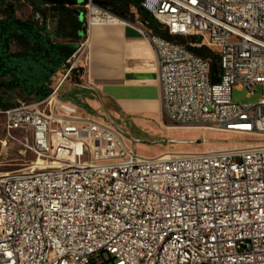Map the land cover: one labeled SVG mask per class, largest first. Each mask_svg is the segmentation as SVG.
Listing matches in <instances>:
<instances>
[{"label":"built area","instance_id":"obj_1","mask_svg":"<svg viewBox=\"0 0 264 264\" xmlns=\"http://www.w3.org/2000/svg\"><path fill=\"white\" fill-rule=\"evenodd\" d=\"M167 36L155 54L161 112L170 124L254 144L201 153L138 155L116 128L79 118L58 100L77 52L46 98L0 112L26 132L35 161L0 174V264H264V0H143ZM83 27L117 17L95 0ZM217 55L218 81L209 60ZM256 104L232 101V90Z\"/></svg>","mask_w":264,"mask_h":264},{"label":"crops","instance_id":"obj_2","mask_svg":"<svg viewBox=\"0 0 264 264\" xmlns=\"http://www.w3.org/2000/svg\"><path fill=\"white\" fill-rule=\"evenodd\" d=\"M150 28L157 27L149 26L132 7L116 22L87 28L75 50L79 74L71 73L61 84L59 102L76 117L114 128L132 118H156L163 136H169L163 126L156 57L145 34ZM64 72L65 68L61 76Z\"/></svg>","mask_w":264,"mask_h":264},{"label":"trees","instance_id":"obj_3","mask_svg":"<svg viewBox=\"0 0 264 264\" xmlns=\"http://www.w3.org/2000/svg\"><path fill=\"white\" fill-rule=\"evenodd\" d=\"M28 1L32 14L27 19H20L16 16L17 6L12 0H0V112L16 107V96L28 100L25 103L46 98L53 88L48 83L49 74L58 66L67 67L66 59L75 52L80 35L85 36L83 24L65 6L49 5L44 0ZM110 1L118 7L126 4L128 10L134 8L149 26L160 27L141 8L143 0H101L99 3L108 10L105 5L109 6ZM127 9L124 12H109L119 17L128 13ZM50 21L54 24H50ZM157 28L150 29L164 39L172 38ZM187 39L192 43L198 41L194 37ZM188 49L209 60L211 81L217 82V55L204 46ZM73 73L79 74V70Z\"/></svg>","mask_w":264,"mask_h":264},{"label":"rangeland","instance_id":"obj_4","mask_svg":"<svg viewBox=\"0 0 264 264\" xmlns=\"http://www.w3.org/2000/svg\"><path fill=\"white\" fill-rule=\"evenodd\" d=\"M17 6L16 16L20 19H27L31 16L32 10L28 0H12ZM100 2L101 0H96ZM111 2V1H110ZM127 5L116 6L110 3L108 11L124 12ZM72 10L71 7H66ZM78 10L82 11L77 7ZM129 12V10L127 9ZM50 24H54L50 21ZM161 32L162 29H161ZM178 44L189 42L170 38ZM186 41V42H185ZM216 53L214 50H211ZM63 68V67H62ZM62 68H54L49 74V85L55 86L61 77ZM64 88L59 91V99H62ZM262 89L257 86L255 92L248 95L243 89L234 88L232 90V101L241 105L256 104L261 98ZM14 101L25 103L24 97H14ZM119 123V122H118ZM124 124L116 128L124 135L125 142L132 146L134 151L144 157L156 156L159 151L164 153H201L208 151H224L230 149L244 148L253 145L255 142L251 138L232 136L229 134L218 133L206 129L175 126L163 118L164 130L170 132V135L164 137L163 128L160 120L156 118L137 119L132 118L124 120ZM26 140H30V135L26 132L14 131L8 133L5 129V119L0 114V174L22 170L25 166L35 161L34 154L27 149Z\"/></svg>","mask_w":264,"mask_h":264},{"label":"water","instance_id":"obj_5","mask_svg":"<svg viewBox=\"0 0 264 264\" xmlns=\"http://www.w3.org/2000/svg\"><path fill=\"white\" fill-rule=\"evenodd\" d=\"M44 2L53 6L73 8L70 12L75 16L79 23L83 24V12L78 10L77 7L81 6L84 3V0H44Z\"/></svg>","mask_w":264,"mask_h":264},{"label":"bare ground","instance_id":"obj_6","mask_svg":"<svg viewBox=\"0 0 264 264\" xmlns=\"http://www.w3.org/2000/svg\"><path fill=\"white\" fill-rule=\"evenodd\" d=\"M116 22V21H115Z\"/></svg>","mask_w":264,"mask_h":264}]
</instances>
